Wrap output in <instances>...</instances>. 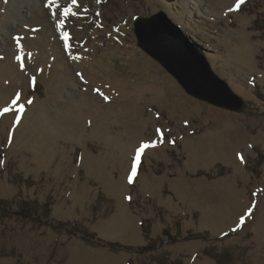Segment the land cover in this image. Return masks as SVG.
<instances>
[{
    "label": "rangeland",
    "instance_id": "obj_1",
    "mask_svg": "<svg viewBox=\"0 0 264 264\" xmlns=\"http://www.w3.org/2000/svg\"><path fill=\"white\" fill-rule=\"evenodd\" d=\"M236 4L0 0V264H264V0ZM159 11L247 108L138 46Z\"/></svg>",
    "mask_w": 264,
    "mask_h": 264
},
{
    "label": "water",
    "instance_id": "obj_2",
    "mask_svg": "<svg viewBox=\"0 0 264 264\" xmlns=\"http://www.w3.org/2000/svg\"><path fill=\"white\" fill-rule=\"evenodd\" d=\"M134 31L138 46L164 66L188 94L237 112L248 107L165 12L136 17Z\"/></svg>",
    "mask_w": 264,
    "mask_h": 264
},
{
    "label": "snow or ice",
    "instance_id": "obj_3",
    "mask_svg": "<svg viewBox=\"0 0 264 264\" xmlns=\"http://www.w3.org/2000/svg\"><path fill=\"white\" fill-rule=\"evenodd\" d=\"M49 2H51V0H49ZM75 2H76V0H73V3H75ZM243 2H244V0H237L236 7L239 8L240 4H242ZM67 11H68V10L65 9V14H67ZM59 23H60L61 26L63 25V21H60ZM64 38H65V39L68 38V33H65V34H64ZM21 67H23V65H21ZM32 79H33V81H34V80H35V77H33ZM97 91L99 92L98 89H97ZM100 94L103 96V98H104L105 100L110 99L108 96L103 95V93H100ZM19 97H20V94L17 93V99H19ZM13 103H16V101H13ZM27 103H28V104H31L32 101H31V100H28ZM23 107H24V105H23V104H20V108L23 109ZM5 111H7V109H5ZM17 121H19V117H17ZM160 131H161L160 129H157V132H160ZM146 146H147V145L141 144V146L136 150L135 156H134V158H133L131 174L129 175V181H130V182L133 180V177H135L136 174H137V167H138V165H139V163H140L141 154L143 153L144 148H145ZM241 159L243 160V157H241ZM251 211H252V210H251V208H250V209L248 210L249 214H251ZM243 219H244V217L242 216V217H241V220H243Z\"/></svg>",
    "mask_w": 264,
    "mask_h": 264
}]
</instances>
